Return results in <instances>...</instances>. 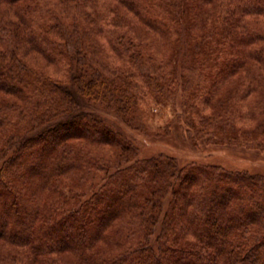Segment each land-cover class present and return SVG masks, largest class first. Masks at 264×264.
I'll list each match as a JSON object with an SVG mask.
<instances>
[{"label": "trees", "instance_id": "1", "mask_svg": "<svg viewBox=\"0 0 264 264\" xmlns=\"http://www.w3.org/2000/svg\"><path fill=\"white\" fill-rule=\"evenodd\" d=\"M114 1L0 0V264H264V174L140 158L80 99L140 130L144 95L171 100L181 87L186 133L235 132L255 94L246 133L264 150V0L209 1L196 51L174 57L182 84L151 35L182 33L199 0ZM30 51L65 76L35 68Z\"/></svg>", "mask_w": 264, "mask_h": 264}, {"label": "rangeland", "instance_id": "2", "mask_svg": "<svg viewBox=\"0 0 264 264\" xmlns=\"http://www.w3.org/2000/svg\"><path fill=\"white\" fill-rule=\"evenodd\" d=\"M111 1L112 3L114 2V5H118L116 1ZM209 1L210 0H199L198 4L200 6V11L198 12H182L180 18L183 23L182 33L172 34L165 39L163 37L151 35V38L157 43L158 47H162L159 48L160 50H158V53H160L162 58L167 59L168 69L174 70L180 84H182L184 76L181 71L178 72L175 69L174 57L178 52L187 53L186 55L188 56L189 51H196L197 39L194 36V32L196 33L197 28H194V24L202 14V11L212 6V3ZM118 6L120 7V5ZM121 10L125 12L123 7ZM261 19L262 18L256 19L252 23H260ZM185 25H190V28H188L190 31L187 30V32H185L183 29ZM140 28L146 33L149 32L148 29L142 25ZM149 33L148 36L150 37ZM102 42H104V40ZM104 50L108 51L110 55L113 56L106 43L104 45ZM27 58L30 60L31 64L39 70L56 77L65 76L60 72L59 68L50 64L44 56L36 51H30ZM200 62L201 61H197V64ZM187 65H189V68L192 66L190 58H188ZM198 74L199 72L196 71V80L199 78ZM235 87V84H227L222 90L221 96L230 98L233 94L231 90L233 89L234 91L236 89ZM187 93L188 90H181V87H179L174 98L169 100L166 96L157 98L152 93L147 92L144 95L143 101H140L137 106L138 116L142 119V127L140 130L129 128L105 108L97 105L94 106L83 98L80 99L87 109L98 112L111 125L122 131L133 144H135L138 149V157L140 158H150L165 154L175 157L180 165H186L190 162H194V164H214L228 169L248 170L253 173L264 174V150L256 146L259 134L255 132H251L252 134L246 133L248 128L254 127L253 124L255 121L250 118L248 113L256 95L250 94L242 102H239L236 110L237 115L235 116L240 115L242 118L245 116V121L247 120L246 124L238 123L237 128L240 130L237 129L235 132H229L230 130L227 129L213 132L212 129L200 127L203 131L197 132L196 130H191L190 133L189 131L186 133L184 131L185 127L179 125L177 120L182 114L184 116L186 113L182 102L187 99ZM6 97V95L1 93L0 98L3 99ZM231 100L235 103L233 99ZM242 118H235V120L239 122ZM73 142L94 147L99 153L105 155L111 156L113 150L116 151V148L112 146L88 144L81 139H74ZM36 165H38V163ZM67 191L68 189H65V192ZM55 196V194L51 193L50 199H55ZM101 246H103L104 249L113 251L109 244L102 243ZM65 259L62 260L64 264H66Z\"/></svg>", "mask_w": 264, "mask_h": 264}]
</instances>
